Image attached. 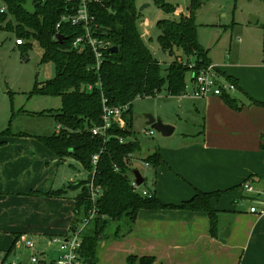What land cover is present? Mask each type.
Masks as SVG:
<instances>
[{"label":"crops","instance_id":"crops-1","mask_svg":"<svg viewBox=\"0 0 264 264\" xmlns=\"http://www.w3.org/2000/svg\"><path fill=\"white\" fill-rule=\"evenodd\" d=\"M234 43H228L223 60L207 56L236 90L204 98L168 95L178 102L188 98L192 119L183 122L185 128L155 113L174 131L153 147L161 157L158 166L144 164L153 169L154 178L150 188L143 189L154 191L162 204L179 205L196 191L221 192L211 199L217 214L215 235L206 212L140 209L129 233L98 241L95 264H128L131 256L135 263L153 257L151 264H264V215L251 214L240 204L246 195L241 183L249 176L264 180V32L251 31ZM226 96L233 99L232 105ZM183 106L182 102L184 114ZM52 133L17 132L0 139L1 258L26 259V248L15 242L20 232L40 244L44 236L62 235L70 228L75 206L71 189L81 191L72 185L85 180L88 172H79L78 180L67 177V157L60 160L35 137ZM54 190L64 193L45 194Z\"/></svg>","mask_w":264,"mask_h":264},{"label":"trees","instance_id":"trees-1","mask_svg":"<svg viewBox=\"0 0 264 264\" xmlns=\"http://www.w3.org/2000/svg\"><path fill=\"white\" fill-rule=\"evenodd\" d=\"M25 2L0 0L5 7L0 12V30L13 29L15 37H22L26 47L31 45L30 40H35L42 50L40 63L53 64V76L41 83L36 81L31 93L60 98L57 111L39 112L51 115L60 129L51 135L36 138L60 160L72 157L89 173L85 180L72 185L81 186V191L75 197L70 230L78 226L80 218L86 215L91 206L85 183L92 178L93 183L101 189L96 200L98 215L81 230V254L91 259V264H95L98 241L119 238L129 233L140 209L173 208L206 212L210 233L215 235L217 214L211 206V199L218 197L221 192L196 191L179 205L162 204L154 191L148 190L149 194H142L131 185L133 156L130 154L136 153L137 149L132 143L137 140L128 139L133 136L131 106L135 99L153 97L163 86L168 95H182L186 88V73L190 71L192 74L211 63L207 50L198 41L194 22V11L202 0H190L188 14L180 15L177 20L161 19L156 22L158 45L173 56L166 68L161 67L140 35L136 0L90 3L89 11L99 27L96 34L118 48L117 52H106L98 70L92 68L94 60L87 46L80 50L72 45L73 40L82 34L83 27L69 22H61L58 29L55 27L62 15L75 12L79 0H31V12L23 8ZM152 2L165 12L175 9L167 0ZM57 33L62 35L61 40L53 39ZM176 49L186 60L175 55ZM190 58H194L192 67L188 65ZM87 86L91 87L88 89ZM103 98L110 105L128 104V109L123 113L125 125L121 128L112 125L107 131V140L91 132L94 126L101 123ZM224 99L232 105V98L226 96ZM3 133L11 134L9 128ZM94 154H98L95 164L92 163ZM143 160L157 167L161 157L158 151L153 150ZM252 179L249 176L244 181ZM63 193V190H54L45 194ZM109 221H116V225L111 232H106ZM138 260L139 264H151L153 257H141ZM127 261L128 264H134L135 258L128 257Z\"/></svg>","mask_w":264,"mask_h":264},{"label":"rangeland","instance_id":"rangeland-1","mask_svg":"<svg viewBox=\"0 0 264 264\" xmlns=\"http://www.w3.org/2000/svg\"><path fill=\"white\" fill-rule=\"evenodd\" d=\"M167 1L175 7L172 12L163 11L152 0H136L138 30L162 68L168 66L173 56L159 47L156 39L159 30L156 22L161 19L177 20L180 15H187L190 3V0ZM143 5L145 6L139 10ZM252 16L258 17L256 23L251 21ZM194 22L198 29V39L208 49V56L223 60L228 43L233 44L238 38L244 39L251 31L259 34L264 32V0H202L201 5L194 11ZM14 39L13 29L0 30V139L8 136L3 133L6 128L16 134L17 132L34 135L35 133H52L56 127L54 118L47 113L40 114L39 112L57 111L60 107V98L52 95H38L31 91L36 81L41 83L53 76V64L51 62L40 63L42 50L35 40L29 41L31 44L29 47L25 45L18 47L14 44ZM175 55L183 61L186 60L179 49L175 50ZM188 62V65L193 64L194 58H190ZM185 78L186 87H188L191 84L190 71L186 73ZM182 102L184 114L180 109ZM182 102H178L176 97H169L165 86L153 97H139L132 102L133 136L128 139L137 140L141 150L133 155L131 167L138 169L145 177V182L140 185L142 189L143 187L150 188L149 182L154 178L153 169L145 168L143 158L153 151V147L157 146L159 140H168L162 139L165 137L146 125L144 115L149 113L154 116L155 113H162L180 126L186 119H192L188 104L190 100L184 98ZM184 127L186 128V125ZM176 134L177 131L170 138H175ZM41 144L45 146L42 142ZM66 168L67 177L71 175L75 180L80 178L78 173L84 171L81 164L72 157H67ZM68 185L66 183V186ZM259 185L264 186V180L260 181ZM71 191L74 202L79 190L71 189ZM73 210L74 205L72 213ZM73 217L72 215V219ZM228 218L226 217V220ZM115 225L116 221L110 222L106 232H111ZM70 226L69 224L68 228ZM35 244L36 250H39L42 249L44 242L42 240L40 244ZM100 248H98L99 252H101ZM22 253L27 256L29 250L26 249ZM114 258L112 255L111 260ZM96 262L98 261L95 260ZM139 263L140 260H136V263L134 261V264Z\"/></svg>","mask_w":264,"mask_h":264},{"label":"built area","instance_id":"built-area-1","mask_svg":"<svg viewBox=\"0 0 264 264\" xmlns=\"http://www.w3.org/2000/svg\"><path fill=\"white\" fill-rule=\"evenodd\" d=\"M43 2L44 0H38ZM103 0H79V3L74 13L65 14L60 17L56 23V29L60 26L61 22H69L71 25H80L83 27L81 35L77 36L72 45L74 48L82 49L87 46L93 56L92 68L99 69L106 52L110 50L111 43L109 40L98 36L96 31L99 29L94 23V16L89 11L90 3L101 4ZM4 5H0V12L4 11ZM53 39L56 36L53 35ZM25 41L22 37H15L14 44L16 46L24 45ZM192 67V64L189 65ZM191 84L185 88L184 96L193 98L208 97V96H221L226 93H233L236 90V85L231 81L223 80L220 77L216 67L210 63L206 67L198 69L191 74ZM91 86H87L89 89ZM128 109V104L123 105H110L107 104L106 99H102L101 123L94 126L91 132L95 136H100L104 140L109 138L107 133L112 125L123 127L125 121L123 113ZM57 131L60 126H56ZM147 131H145L146 133ZM123 141V139H120ZM130 156H133L130 154ZM98 159V154L92 156V163L95 164ZM146 166L150 164L145 162ZM89 174V173H88ZM88 200L90 201V208L87 210L86 215L80 218L78 226L73 230H68L62 235H46L43 237L44 245L42 249L36 250V242L28 237L25 232H20L16 235L15 242L20 244L27 250L29 254L26 259L22 257H15L14 260L0 258V264H91L88 259L81 254V230L89 223V221L98 215L96 200L101 194V189L93 183L90 178L86 183ZM131 185L140 190L142 194H149L147 189H142L136 185L134 177L132 178ZM241 188L246 192V195L240 198V204L247 206V211L257 216L264 215V186H260L258 180H246L241 183Z\"/></svg>","mask_w":264,"mask_h":264},{"label":"water","instance_id":"water-1","mask_svg":"<svg viewBox=\"0 0 264 264\" xmlns=\"http://www.w3.org/2000/svg\"><path fill=\"white\" fill-rule=\"evenodd\" d=\"M22 6L27 12H31L33 10V5L31 3V0H26V2ZM144 6L145 5L141 6L139 8V10H141ZM252 17H253V19H251V21L253 23H255L257 18L255 16H252ZM55 36H56L57 40H61V38H62V35L59 33H57ZM117 50H118V48L116 46L110 47L111 52H117ZM144 117L146 119V125H148L152 129L156 130L161 136L165 137V136H169L173 133V131H174L173 125L165 123L160 118H157V117H155L149 113L145 114ZM132 144L136 147L137 151L141 150V146L139 145V143L134 141ZM131 173L134 177L136 185L140 186L144 182V177L141 174V172L136 168H132ZM227 233H228V231L225 230L223 235L227 236ZM87 261H88V263H92L91 259H88Z\"/></svg>","mask_w":264,"mask_h":264}]
</instances>
